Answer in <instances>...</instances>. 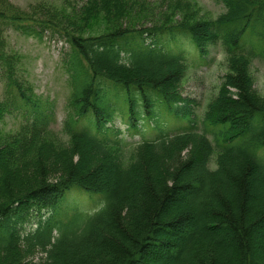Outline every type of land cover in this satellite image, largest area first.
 <instances>
[{
  "label": "trees",
  "instance_id": "1",
  "mask_svg": "<svg viewBox=\"0 0 264 264\" xmlns=\"http://www.w3.org/2000/svg\"><path fill=\"white\" fill-rule=\"evenodd\" d=\"M216 1L218 17L194 0H0V264H264V0ZM10 30L70 47L61 134ZM186 45L197 63L225 53L201 121L181 91Z\"/></svg>",
  "mask_w": 264,
  "mask_h": 264
},
{
  "label": "rangeland",
  "instance_id": "2",
  "mask_svg": "<svg viewBox=\"0 0 264 264\" xmlns=\"http://www.w3.org/2000/svg\"><path fill=\"white\" fill-rule=\"evenodd\" d=\"M12 3L22 9H27L31 4L36 2H49L59 6L60 0H11ZM152 4L158 3L159 0H148ZM203 9H199L203 14L212 17H218L224 12L222 4L216 0H194ZM162 9V8H161ZM159 12V11H158ZM9 50L20 54L22 57V69L25 77L34 86L35 92L44 100H48L54 107L55 122L53 127L60 134L62 133L63 123L66 117V102L70 94L69 74L62 61L70 54V47L59 36H53L46 33L42 38L36 36H26L17 31L10 30L7 33ZM184 52L190 58L191 68L183 82L182 94L196 102L194 113L198 121L202 120L206 107L214 98L222 83V78L226 74L225 53L220 46L210 47L209 55L203 59V62L197 63V55L191 51L188 45L184 46ZM186 50H190L186 51ZM252 74L255 91L264 96V59H257L252 65ZM4 83L0 75V99L3 96ZM22 119L16 115H10L5 119L2 127L6 131H14L21 124ZM114 126L123 131L126 125L121 117H118ZM161 132L163 134L166 133ZM149 130L143 129L146 138L149 137ZM159 132V131H158ZM160 133V132H159ZM128 133H125L127 135ZM214 139V136L211 135ZM211 137V138H212ZM142 136H136L128 140L140 141ZM95 199V198H94ZM95 208V201L85 198L83 209L91 211ZM35 221L27 225L26 230L35 228ZM263 236V234L261 235ZM256 242V238L254 240ZM31 257L35 262L42 261L44 255L36 251Z\"/></svg>",
  "mask_w": 264,
  "mask_h": 264
}]
</instances>
